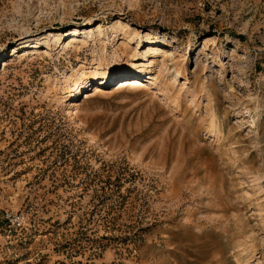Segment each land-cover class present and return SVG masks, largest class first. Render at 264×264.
Instances as JSON below:
<instances>
[{"label":"rangeland","instance_id":"374dc122","mask_svg":"<svg viewBox=\"0 0 264 264\" xmlns=\"http://www.w3.org/2000/svg\"><path fill=\"white\" fill-rule=\"evenodd\" d=\"M0 264H264V0H0Z\"/></svg>","mask_w":264,"mask_h":264},{"label":"bare ground","instance_id":"6f19581e","mask_svg":"<svg viewBox=\"0 0 264 264\" xmlns=\"http://www.w3.org/2000/svg\"><path fill=\"white\" fill-rule=\"evenodd\" d=\"M87 21V19L85 20ZM76 33L77 32H73V41H75L74 37L76 36ZM98 68V67H97ZM130 77H134L132 79H125L123 81H121L119 83V86L120 87H123V86H129L131 87L130 89L132 90H137V89H140L141 87H143V83H145V80L142 79V78H137L138 76L136 75H127L126 78H130ZM104 84V83H103ZM80 86V85H79ZM82 86V84H81ZM123 89V88H122ZM139 93V92H138ZM74 114V113H73ZM132 261V260H131Z\"/></svg>","mask_w":264,"mask_h":264}]
</instances>
